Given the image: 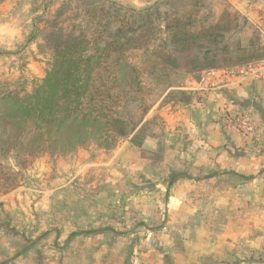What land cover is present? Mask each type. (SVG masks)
Masks as SVG:
<instances>
[{"label":"crops","instance_id":"crops-1","mask_svg":"<svg viewBox=\"0 0 264 264\" xmlns=\"http://www.w3.org/2000/svg\"><path fill=\"white\" fill-rule=\"evenodd\" d=\"M220 1L256 36L264 63V0ZM223 71L153 107L142 148L122 141L37 163L34 203L23 186L0 204V220L23 227L17 254L0 238V264H264V80L227 84ZM246 112L253 134L224 124ZM159 118L163 135L148 133Z\"/></svg>","mask_w":264,"mask_h":264},{"label":"trees","instance_id":"trees-1","mask_svg":"<svg viewBox=\"0 0 264 264\" xmlns=\"http://www.w3.org/2000/svg\"><path fill=\"white\" fill-rule=\"evenodd\" d=\"M78 1L82 2L88 23L101 28L96 36L58 29L57 21L51 22L52 31L46 35L51 60L45 77L30 92L14 90L7 82L0 86V141L9 150L18 146L29 155L47 150L69 154L89 143L109 150L117 141L143 147L146 135L141 125L149 110L145 109L144 119L136 123L119 102L120 95L131 94L125 104H134L141 93L137 66L128 62L125 53L150 45L159 30L156 20L161 16L160 5L171 0L157 1L144 10L125 8L109 0ZM115 22L119 26L105 38ZM239 22L236 14L224 11L206 31L188 32L184 30L187 24H168L165 30L173 32L172 44L176 46L172 52H159L161 60L152 64L154 72L160 67L162 77L173 69L202 75L260 64L262 54L257 40L250 47L239 42L238 54L226 56L230 49L224 44L226 34L239 30ZM204 37L210 45L201 42ZM197 46L203 50L201 62L200 55L193 52ZM112 220L117 222L118 218L113 214Z\"/></svg>","mask_w":264,"mask_h":264},{"label":"rangeland","instance_id":"rangeland-1","mask_svg":"<svg viewBox=\"0 0 264 264\" xmlns=\"http://www.w3.org/2000/svg\"><path fill=\"white\" fill-rule=\"evenodd\" d=\"M109 1L135 10H144L156 3L150 2L144 7H138L139 5L131 0ZM81 3L78 0H0V51L3 52L0 55V86L7 82L14 90L30 92L34 84L45 77L48 63L51 60V49L46 41V35L53 28L51 22L57 21L58 29L62 28L65 31L76 33L85 32L90 37L96 36L101 28L88 23L83 17L84 7ZM45 7H47L46 12ZM159 9L161 16L156 20L159 28L156 38L152 39L147 48L129 50L125 53L128 62L137 66L141 93H138V99L134 104H125L128 96L132 98L131 94L120 95L122 98L119 102L123 105L122 107H126L127 111L131 112L136 123L144 119L142 117L145 109L149 110L147 118L153 107L160 109L171 104L175 99H182L180 88L184 87L191 78L201 76V73L194 75L182 69H173L167 77H162L163 72L160 71V67H157L154 72L152 64L160 62L159 52H172L176 46L172 44L173 32L165 30V27L168 24L180 22L187 24L184 30L188 32H198L202 29L206 31L217 23L222 10L225 13L229 12L228 5L220 0H171L167 4H161ZM61 12L62 16H58ZM119 24V22L113 23L104 37L107 38L110 33H113ZM240 24L245 25L242 21ZM177 30L179 29H174L175 32ZM202 39L201 42L210 45L206 41L207 38ZM242 40L250 47L251 42L256 41V36L247 32L243 34L241 30L226 34L224 44L230 48L229 53L226 54L228 58L238 54L236 47L239 42L242 43ZM177 45L182 46L183 43ZM193 52L200 55L199 61L201 62L203 50L197 46ZM159 119L150 121L146 127L148 133L151 134L157 130L158 134L163 135V118ZM121 142L113 143L108 151L115 149ZM4 146L5 143L0 141V204H8L10 195L23 186L32 188L31 192H28L27 201L30 205L33 204L38 197L35 193L39 183V177H36L37 163L44 158L48 162L54 157H66L76 153L74 151V153L64 154L60 151L47 150L44 153L37 152L29 155L28 151L18 146L10 150ZM93 146L98 148L96 143H89L83 149ZM20 200L18 198L16 202L20 203ZM26 230H24L25 233ZM22 233L23 227L15 225L11 215L0 220V238L3 244L13 249L16 254L23 245L20 238Z\"/></svg>","mask_w":264,"mask_h":264},{"label":"built area","instance_id":"built-area-1","mask_svg":"<svg viewBox=\"0 0 264 264\" xmlns=\"http://www.w3.org/2000/svg\"><path fill=\"white\" fill-rule=\"evenodd\" d=\"M214 71H210L213 74ZM224 80L225 83H231L238 79H254V80H264V63L257 65H248L244 67H237L234 69L224 70ZM224 124L226 126L236 127L240 132L253 134L257 125L253 120L252 113L246 112L239 116L233 115L226 117L224 119Z\"/></svg>","mask_w":264,"mask_h":264}]
</instances>
